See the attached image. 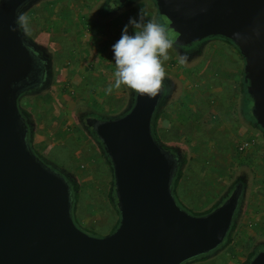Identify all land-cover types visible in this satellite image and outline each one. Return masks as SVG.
<instances>
[{
    "label": "water",
    "instance_id": "95a60500",
    "mask_svg": "<svg viewBox=\"0 0 264 264\" xmlns=\"http://www.w3.org/2000/svg\"><path fill=\"white\" fill-rule=\"evenodd\" d=\"M40 1L0 0V264H185L213 253L231 231L238 198L205 215L179 204V161L153 132L161 94L137 93L128 112L90 120L112 167L120 220L104 237L77 225L72 186L36 154L19 106L40 86L43 66L16 17ZM155 2L175 44L222 37L239 49L252 116L264 130V0ZM250 264H264V252Z\"/></svg>",
    "mask_w": 264,
    "mask_h": 264
},
{
    "label": "rangeland",
    "instance_id": "374dc122",
    "mask_svg": "<svg viewBox=\"0 0 264 264\" xmlns=\"http://www.w3.org/2000/svg\"><path fill=\"white\" fill-rule=\"evenodd\" d=\"M103 1L41 0L27 11L26 32L55 53V68L51 90L21 102L34 119L36 151L80 183L77 225L85 231L98 230L93 235L97 237L112 233L119 219L109 199L114 175L76 115L89 108L97 117L114 118L130 104L123 86L106 91L115 79L112 46L130 18H138L143 10L146 20L163 25L170 39L176 34L155 0H135L114 16L99 12ZM202 50L200 58L181 64L170 48L164 62L166 76L178 91L164 109L158 129L163 142L178 146L187 161L176 198L191 214L205 215L224 187L220 178L226 184L231 173L248 161L252 190L245 222L250 229L245 228L241 240L264 238V134L246 127L241 119L240 103L247 99L242 86L245 60L221 40L206 43ZM240 243L185 264H241L248 249L243 252Z\"/></svg>",
    "mask_w": 264,
    "mask_h": 264
},
{
    "label": "flooded vegetation",
    "instance_id": "af4514ba",
    "mask_svg": "<svg viewBox=\"0 0 264 264\" xmlns=\"http://www.w3.org/2000/svg\"><path fill=\"white\" fill-rule=\"evenodd\" d=\"M135 0H127L124 3H121L118 0H105L101 3L99 7V12L100 13H107V15H118L121 13L123 9H125L126 6L131 5V3H134ZM28 11V10H27ZM27 11L24 12V15H26ZM22 31L25 35L26 41L28 46L36 52L38 58L40 59L42 66H43V76H42V82L39 87L28 91L25 93L19 101V106L21 109L22 114L27 120V125L29 129V139L32 141L33 145V132H35V124H34V119L33 116L30 115L29 113L25 112L21 102L22 100L31 94L34 93H41V92H48L51 90L52 85L54 83V68H55V53L50 49V47L43 42L37 41L35 38H33L30 34L26 32L25 27H22ZM176 38L175 36L171 39L173 41V51L175 55L180 59L181 56H186L187 60L186 63L192 62L202 56L203 52V47L206 45L208 42L212 41H224L225 43L227 42L231 46H234V48L240 53L239 49L232 44L231 41H228L222 37H211L207 38L205 40H202L200 42L193 43L188 46H180L174 43V40ZM245 82V81H244ZM103 88V87H102ZM124 88V96H125V101H130V104L128 105L127 109L125 112L130 109L131 106H133L134 101H136V95L137 93L134 92L133 90L127 88L126 86H123ZM247 88V84H246ZM178 91V87L176 86V83L171 79L170 77L166 76V79L164 81V88L163 91L161 92V98H160V104L158 106V110L156 112L155 118H159L158 123H157V129L159 128L158 124L161 119V116L163 114L164 109L168 107L170 102L173 100L175 97L176 92ZM245 98L246 101H241L240 107H241V112L240 115H242L243 118L242 122L246 124L247 126H250L252 128H258L263 134L264 130L261 129L260 126L256 124V120L252 116V107L253 103L250 97L246 96ZM124 112V113H125ZM123 113V114H124ZM122 115V114H121ZM120 116V115H119ZM111 118H107L104 115H99L97 117L94 112H92L89 108L85 109V111H81L77 113L76 115V121L78 124L81 126L82 130L88 136L91 138L93 142H95L97 148L101 153H103V146L100 143V140L98 139L97 134L95 133L93 127L90 124V120H97V121H105ZM155 120V119H154ZM154 129V128H153ZM159 132V129H158ZM160 144L170 151L172 155L175 156L176 159L179 161V170L178 173L181 169L182 166L184 165V156L182 150L178 146H169L162 141ZM35 149V148H34ZM245 150V149H242ZM249 150V149H246ZM36 154L39 156V158L49 167L55 168L56 170L61 171V169H57L56 166L52 165L50 161L43 156H41L35 149ZM105 156V155H104ZM248 162V161H247ZM243 163L241 167L238 168L237 172L231 173L230 178L228 179V182L225 184L226 181L224 179L220 178V182L224 185L223 188H221V191L219 193V196L216 200L215 205L210 208L207 212L213 211L214 209L221 207L224 205L230 198L233 196L238 198V206L235 212L234 220H233V225L231 228V231L229 235L227 236L226 240L223 242L222 245L218 247L217 250H215L213 253L209 254H221L222 251L224 252V249H226L228 246L231 245H238L239 242L242 245V251L245 252V248L247 247V252H245V259L242 261L241 264H244L250 260V263L252 260L261 252H264V238H259V239H252V238H246V241L244 238L241 240V237H243V234L245 233V228L248 230L250 229L248 226V223L245 222V218L248 216V211H249V205H250V197L249 193L250 190H252V184H251V179L252 176L250 174L251 170V163ZM233 166V165H232ZM255 169V168H254ZM62 174L66 177L70 185L72 186L73 183V178L70 175H67L66 173L62 172ZM175 194H176V189H175ZM208 214V213H207ZM245 230V231H244ZM241 240V241H240ZM245 244V245H244ZM209 255L200 257L198 259H195V261H199L202 258L208 257ZM249 263V264H250Z\"/></svg>",
    "mask_w": 264,
    "mask_h": 264
},
{
    "label": "clouds",
    "instance_id": "9594fccd",
    "mask_svg": "<svg viewBox=\"0 0 264 264\" xmlns=\"http://www.w3.org/2000/svg\"><path fill=\"white\" fill-rule=\"evenodd\" d=\"M27 23L24 13H19L16 24L26 27ZM129 28L133 29L132 34ZM173 46L167 29L155 20H146L141 10L138 18L129 19L121 38L112 46L115 79L106 91L111 93L113 89L126 86L148 98L160 95L166 79L164 62L169 59L168 51ZM186 60V56L180 57L181 64Z\"/></svg>",
    "mask_w": 264,
    "mask_h": 264
},
{
    "label": "trees",
    "instance_id": "16d2710c",
    "mask_svg": "<svg viewBox=\"0 0 264 264\" xmlns=\"http://www.w3.org/2000/svg\"><path fill=\"white\" fill-rule=\"evenodd\" d=\"M242 86H243V94L245 95V97L246 96L249 97V95L247 93V89H246V83L244 82ZM158 120H159V118H157V119L155 118V120L153 122V128H154L153 129V132H154V135H155L156 139L159 142H161V141L163 142V140L161 138V135H160V133L158 132V129H157ZM108 163H109V161H108ZM186 163H187V161L184 162V165H186ZM184 167L185 166H182L181 167V169H180V171H179V173H178V175H177V177L175 179V183H174L175 189H177L179 187V185L181 184V180H182V178L184 176V173H183ZM72 189H73V197H74V218H75V221L77 223L76 216H75V212L77 210V204H78V201H79V198H80V194H81V185H80V183H78L77 181L74 180L73 183H72ZM109 199H110L111 205L113 206V208H115L117 214L119 215V210H118V207H117V199H116L114 184H113V187L111 189V193L109 194ZM211 211H209V212H211ZM209 212H207V213H209ZM207 213H205V214H207ZM119 220H120V215H119V219L117 220V224L115 225L112 233L117 229V227L119 225ZM86 232L89 233V234H91V235H96V233L98 232V230H96L95 232H93V231L92 232L86 231ZM249 263H250V260L248 262L244 263V264H249Z\"/></svg>",
    "mask_w": 264,
    "mask_h": 264
},
{
    "label": "crops",
    "instance_id": "0c3cea01",
    "mask_svg": "<svg viewBox=\"0 0 264 264\" xmlns=\"http://www.w3.org/2000/svg\"><path fill=\"white\" fill-rule=\"evenodd\" d=\"M244 81H245V76H244ZM247 89V88H246Z\"/></svg>",
    "mask_w": 264,
    "mask_h": 264
}]
</instances>
